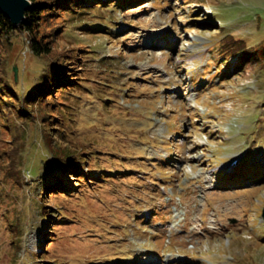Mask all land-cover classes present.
<instances>
[{"label":"rangeland","instance_id":"obj_1","mask_svg":"<svg viewBox=\"0 0 264 264\" xmlns=\"http://www.w3.org/2000/svg\"><path fill=\"white\" fill-rule=\"evenodd\" d=\"M85 1L49 56L0 37L28 112L0 117V264H264V0ZM58 59L81 87L47 91L45 122L24 100ZM60 143L89 178L46 203Z\"/></svg>","mask_w":264,"mask_h":264},{"label":"trees","instance_id":"obj_2","mask_svg":"<svg viewBox=\"0 0 264 264\" xmlns=\"http://www.w3.org/2000/svg\"><path fill=\"white\" fill-rule=\"evenodd\" d=\"M34 2V8L27 12L26 14V20L24 23H22L21 26H15L10 19H8L4 14L0 12V37H6L7 41L9 40L11 34L16 31L25 32L29 38V47L33 51V53L37 57H46L53 53L52 43L54 38L56 36H50L47 35L48 26L46 25L48 22L51 21V15L55 12L59 11H73L75 9H79V13H84L85 11L92 10V7L86 8L85 6V0H32ZM93 1V0H92ZM129 1H135V0H129ZM114 4L117 6H120V2L118 0H115ZM105 7L104 3H101L99 8ZM253 58L254 56H249ZM256 60V59H255ZM69 64H73V61L71 59H67L62 62H60V59L56 60L54 64L51 66V69L47 70V72L43 75V81L40 82L33 90L30 91L28 96L25 98L24 101H27L29 104V107H33L35 104L40 106H45L46 108H50V110H47V117L44 119L45 122L49 121V119L55 117V113L52 110L53 107L49 106V99L51 95L46 96L47 91H51L58 83H63L64 86L61 88L63 92H61V96L65 97L67 93H70L71 91L75 90L76 88H72L70 83H73V87H81V82H77L80 77L75 78L74 72H77L78 70H74V67H70ZM68 86V87H67ZM61 90V91H62ZM76 91V90H75ZM60 92V91H58ZM22 98L23 95H21ZM55 97V96H53ZM18 94L15 92V90L11 87V84L9 82V79H6L4 75H0V117H4V112H8V103L11 104L12 108H17L18 112L20 114H25L28 116L27 109L24 107V105L20 102H18ZM16 100V102H15ZM7 101H9L7 103ZM3 102V103H2ZM64 105V103L60 102L59 106ZM64 112L65 111H71L72 106L70 104H65ZM28 108V107H27ZM52 108V109H51ZM69 113V112H68ZM32 116V115H31ZM6 118V116H5ZM72 117L71 115L65 114L62 117L60 124L64 121H71ZM56 128L50 127V131L55 130ZM57 130V129H56ZM52 147V154L58 158L60 161H66V163L63 164V169H58V175L57 176H50L45 177L43 179V193L40 195L43 197L44 202L47 203L45 200L48 191L53 189L55 192H53L52 195L57 194L61 189H65V191L70 192V189L76 188L75 185H71V177L75 176L77 173H81L79 178L77 179L78 183H83L84 181L89 178L88 173L83 172L82 165L78 162V155L79 152L74 151L73 153L70 152V148L63 146L61 143L60 145H50ZM92 149V148H91ZM85 153H92L91 150L86 151ZM254 167H251L249 169H253ZM71 171H75L72 174ZM90 171V170H89ZM103 172V170L101 171ZM64 174V175H63ZM63 176L64 178H62ZM92 177V175H91ZM94 180L102 179V175L96 174ZM67 183H63L65 181ZM83 179V180H82ZM62 183V184H61ZM68 195V193H66ZM67 217V216H66ZM37 263L43 262L42 260L36 261Z\"/></svg>","mask_w":264,"mask_h":264},{"label":"water","instance_id":"obj_3","mask_svg":"<svg viewBox=\"0 0 264 264\" xmlns=\"http://www.w3.org/2000/svg\"><path fill=\"white\" fill-rule=\"evenodd\" d=\"M33 8L34 2L32 0H0V12L10 19L15 26H21L26 20L27 12ZM14 71L17 75V68Z\"/></svg>","mask_w":264,"mask_h":264}]
</instances>
